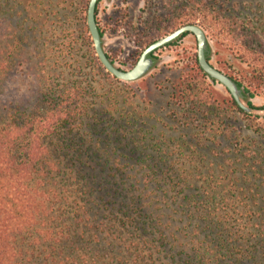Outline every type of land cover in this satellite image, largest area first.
I'll return each instance as SVG.
<instances>
[{"label": "trees", "instance_id": "1", "mask_svg": "<svg viewBox=\"0 0 264 264\" xmlns=\"http://www.w3.org/2000/svg\"><path fill=\"white\" fill-rule=\"evenodd\" d=\"M229 1L193 0V7L200 9V28L210 25L212 32L218 31L231 44L237 35H244L240 46L261 56L264 4L258 6L254 21L244 15L241 26H235ZM174 5L180 8L181 4ZM97 13L98 6L96 20ZM173 15L165 17L170 23L166 28L149 26L158 34L148 37L143 47L182 24L197 26L192 20L179 23ZM96 62L105 70L98 58ZM197 67L202 81L185 82L174 94L182 106L171 108L179 135L161 133L154 144H148L163 152L153 158L144 154L151 162L143 175L119 168L131 162L148 163L141 156L133 157L143 147L139 138L127 143L133 149L126 164L120 156L117 160L109 154L101 156L95 141L88 142L91 146L83 145V140L71 142L73 169L65 173L75 184L83 182L89 192L80 190L88 197L95 195L98 202H44L57 185L60 175L54 172L62 173L54 168L63 164L61 135L92 119L84 102L85 89L68 85L57 100L52 92H43V102L30 113L0 111V264H77L74 254H80V249L74 245L86 239L93 244L105 235L104 211L115 216L119 233L138 235L144 247L159 243L155 248H160L158 254H166L168 264H264V122L248 115L232 97L226 103L213 100L198 58ZM256 71L264 82V72ZM250 91L243 92L247 107L260 110L251 103ZM99 117L95 114L93 119ZM129 117L130 125L140 121ZM140 124L149 134L145 123ZM44 131L53 138L51 147L44 141ZM113 151L117 155L118 150ZM175 165L182 168L172 170Z\"/></svg>", "mask_w": 264, "mask_h": 264}, {"label": "rangeland", "instance_id": "2", "mask_svg": "<svg viewBox=\"0 0 264 264\" xmlns=\"http://www.w3.org/2000/svg\"><path fill=\"white\" fill-rule=\"evenodd\" d=\"M177 1L181 4L180 8L171 6ZM192 1L100 0L97 24L103 35L106 54L118 68L131 70L148 48L143 47L147 38L158 34L156 29H151L155 25L158 28L169 26L170 23L165 18L168 15L173 13L172 17H178L179 23L195 21L200 27V9L194 8ZM89 2L90 0H0V111L20 109L30 113L43 102V92H52L51 96L57 100L62 90L73 84L86 90L84 102L91 109L92 119L80 129L76 127L72 132L61 135L63 164L54 168L61 169L62 173L54 172L60 176L55 181L57 185L52 187L47 196L48 200L44 199V202H98L95 195L88 197L84 194L85 189L88 192L89 189L83 187V182L75 184L65 173L73 169L69 162L73 151L69 148L74 141L83 140V145L86 143L87 146L93 144L88 143L91 140L95 141L100 146L101 156L109 154L116 160L120 156L119 160L126 164L133 149L128 148L127 143L132 137L139 138L143 140L140 145L143 147L133 157L136 159L141 156L148 163L131 162L129 166L119 165V168L131 170L132 174L139 171L143 175L149 170L151 162L145 155L153 158L163 152L148 144H154L155 138L161 133L166 136L179 135L171 108L179 110L182 106L174 99V94L180 91L183 83L199 84L203 78L197 67V42L192 34L155 52V66L137 82H122L101 70L97 66L87 26L85 6L88 7ZM154 2L157 7L153 8L152 5H156ZM263 4L264 0H230L228 5L237 19L235 26H241L244 15H251L245 18L254 21L253 18L260 13L258 6ZM160 16L165 20H159ZM154 18L155 21L152 22ZM184 26L188 25L182 24L177 29ZM201 29L206 33L210 44L211 65L236 83H241L243 91L246 88L251 90L254 98L250 101L260 110L247 114L259 118L258 121L263 123L264 82L260 81V74L256 70L264 72V48L258 51L261 56H254L240 46L244 35L242 38L237 35L236 41L231 44L218 31L212 32L210 25ZM252 39L254 38L251 37L250 40ZM262 44L264 46V41ZM206 85L212 92L213 100L218 103L230 100V94L220 84L206 77ZM47 101L44 99V107H48ZM95 114L100 116L96 121L93 119ZM129 116L140 118L145 123L144 127L150 129L149 134L145 135L140 129V121L130 125L132 121ZM52 139L44 131V141L50 147ZM113 150H118L117 155H114ZM114 168L116 170L118 166ZM181 168V165H175L172 170ZM167 170L168 168L164 169ZM102 218V228L106 232L99 242L92 244L86 239L85 242L80 241L74 245L80 249V254H74L78 259L77 264H168L166 254H158L160 248H155L159 243L144 247L138 235L127 231L119 233L117 219L109 215V211L102 212ZM175 218L178 220L179 217ZM64 220L67 221V216ZM109 229L112 230V235L109 234ZM64 251L73 254L72 250Z\"/></svg>", "mask_w": 264, "mask_h": 264}, {"label": "water", "instance_id": "3", "mask_svg": "<svg viewBox=\"0 0 264 264\" xmlns=\"http://www.w3.org/2000/svg\"><path fill=\"white\" fill-rule=\"evenodd\" d=\"M100 0H90L87 12V26L89 29L90 36L92 38L94 51L100 64L112 77L122 82H137L144 78L155 66V60L153 55L158 50L169 46L175 41L179 40L184 34H192L196 38L197 42V58L199 67L202 69L204 74L212 81L223 86L230 96L234 99L237 105L250 114L251 111L246 103L243 96V89L238 86L234 80L217 70L213 67L208 60L210 58V44L206 33L198 26L188 25L181 27L169 34L168 36L158 40L157 42L150 45L141 55L136 65L131 70H122L118 68L108 58L103 45V37L99 30L96 20V10Z\"/></svg>", "mask_w": 264, "mask_h": 264}, {"label": "flooded vegetation", "instance_id": "4", "mask_svg": "<svg viewBox=\"0 0 264 264\" xmlns=\"http://www.w3.org/2000/svg\"><path fill=\"white\" fill-rule=\"evenodd\" d=\"M154 58V57H153Z\"/></svg>", "mask_w": 264, "mask_h": 264}]
</instances>
